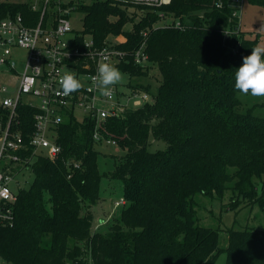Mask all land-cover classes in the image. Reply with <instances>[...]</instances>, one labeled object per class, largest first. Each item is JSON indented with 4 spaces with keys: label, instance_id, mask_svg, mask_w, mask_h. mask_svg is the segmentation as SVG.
Wrapping results in <instances>:
<instances>
[{
    "label": "trees",
    "instance_id": "obj_1",
    "mask_svg": "<svg viewBox=\"0 0 264 264\" xmlns=\"http://www.w3.org/2000/svg\"><path fill=\"white\" fill-rule=\"evenodd\" d=\"M250 1L264 8V0ZM33 2L1 1L0 20L20 13L27 24H36L41 11ZM69 4L85 14L79 40L89 36L102 47L111 36L124 35L117 46L127 55L119 70L147 76L157 64L158 92L152 102L109 117L100 129L125 150L114 155L112 172L123 182L124 203L107 231L99 230L103 219L94 229L92 210L100 201L102 177L97 145L105 140L94 138V117L69 113L57 128L61 153L33 162V181L18 191L14 224H0V258L11 264H215L224 251L225 264H264V228L232 227L221 246L219 231L202 226L196 215V194L221 196L227 188L264 212V116L241 109L234 87L235 72L257 39L242 29L233 0ZM128 7L146 10L145 15L136 21ZM162 12L183 28L154 26ZM128 23L131 30L125 29ZM143 43L145 66L134 62ZM131 88L150 93V85L141 83H129L123 91ZM34 112L20 104L18 122L11 123L27 139ZM9 116L0 107L2 126ZM151 135L167 146L151 150ZM233 198L232 205L240 202Z\"/></svg>",
    "mask_w": 264,
    "mask_h": 264
},
{
    "label": "built area",
    "instance_id": "obj_2",
    "mask_svg": "<svg viewBox=\"0 0 264 264\" xmlns=\"http://www.w3.org/2000/svg\"><path fill=\"white\" fill-rule=\"evenodd\" d=\"M42 1V4H39ZM53 1V4L51 2ZM71 0H34L33 9L40 10V19L36 24H27L19 13L0 20V74H15L16 87L0 102V107L10 112L9 121L2 126L0 120V224H14V206L18 191L24 187L19 180L32 169L33 162L40 156L55 160L62 151L57 141V128L66 115L78 111L96 119L94 138L97 141L116 145L111 136H103L100 129L109 117L119 116L125 108L152 102L151 94L144 89L120 90L116 85L110 96H104L96 88L91 77L96 74L97 64L102 58L117 66L127 52L117 46L119 42L110 41L108 45L97 47L91 37L74 33L71 41L66 36L73 32L70 21L75 6ZM124 1V0H122ZM134 1V0H133ZM137 3L159 6L171 0H135ZM244 0H233L237 8L234 15L240 17ZM47 13L51 15L45 19ZM160 17L164 26L183 28L176 19L169 18L163 12ZM145 43L134 53V62L145 66L149 63L145 52ZM23 48L27 54L21 62L13 58L15 48ZM73 73L81 82V89L65 96L62 93L60 79L66 73ZM0 91L7 92V86L0 81ZM37 99V101H34ZM26 104L35 109L33 128L27 139L22 129H13L12 122L17 121V107ZM124 200L116 202V206ZM101 224V223H100ZM100 224L95 226V229Z\"/></svg>",
    "mask_w": 264,
    "mask_h": 264
},
{
    "label": "rangeland",
    "instance_id": "obj_3",
    "mask_svg": "<svg viewBox=\"0 0 264 264\" xmlns=\"http://www.w3.org/2000/svg\"><path fill=\"white\" fill-rule=\"evenodd\" d=\"M3 0H0V2ZM86 2L90 0H85ZM133 1V0H124ZM134 2H136L134 0ZM142 3V2H141ZM142 4H146L145 2ZM148 5V4H147ZM132 16H135L137 21L146 12L134 7L127 8ZM84 13L82 11H74L71 13L70 21L72 24L73 32L66 36L67 41H71L74 33H81L84 29ZM241 27L248 34L249 37L257 39V45H264V8L250 0H244L242 9L240 11ZM189 21L188 19L185 20ZM166 22L160 17L154 23V26L165 24ZM126 30H131L132 25L128 23L125 25ZM89 39V36H87ZM124 35L118 37L111 36L113 42H119L124 40ZM1 53V52H0ZM27 51L23 48H15L13 50V58L19 62V69L21 68V62L24 60ZM122 73V80L117 84L120 90H126L129 83L132 85L144 84L150 85L151 99L158 92L159 82L161 75L157 64H151L149 73L147 76H130L129 73L120 70ZM0 81L7 86V92L0 91V102L10 92L14 90L17 84V78L15 74H0ZM126 92V91H124ZM239 99L242 102L243 110L251 109L252 112L257 116H264V98L253 97L250 94L244 95L239 93ZM37 101V99H34ZM82 111H78L77 115L81 117ZM167 144L163 140H155L153 136H150V149H164ZM97 149L100 154L98 156V166L101 177L100 187V201L97 205L92 207L95 210V222L104 220V224L99 228L100 231L106 232L109 225L117 218L120 214L122 205L116 207V202L123 199V182L117 177L113 176L112 172L115 168V157L114 155L121 156L125 153V150L119 146L110 143H99ZM34 174L31 170L26 174L19 177V180L24 183V187H28L33 181ZM229 186V183H228ZM260 194V185H258V195ZM233 196L239 199L235 205H232L234 200ZM196 201V215L199 223L205 227H211L217 229L220 233V245L225 246L227 243V230L241 227L249 228H264V212L258 203H250L248 200L234 195L233 189L227 188L224 190L221 196L214 194L213 196L204 195L198 193L195 196ZM97 224V223H96ZM95 224V225H96ZM95 229V226H94ZM226 253L220 251L217 261L215 264H225ZM0 264H11L5 262L0 258Z\"/></svg>",
    "mask_w": 264,
    "mask_h": 264
},
{
    "label": "clouds",
    "instance_id": "obj_4",
    "mask_svg": "<svg viewBox=\"0 0 264 264\" xmlns=\"http://www.w3.org/2000/svg\"><path fill=\"white\" fill-rule=\"evenodd\" d=\"M91 79L102 95L110 96L113 88L121 82L122 73L117 66L102 58ZM60 86L65 96L82 87L81 82L71 72H66L61 77ZM234 87L241 94L264 98V45H256L251 48L249 55L242 58V64L235 72Z\"/></svg>",
    "mask_w": 264,
    "mask_h": 264
}]
</instances>
